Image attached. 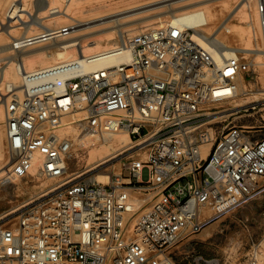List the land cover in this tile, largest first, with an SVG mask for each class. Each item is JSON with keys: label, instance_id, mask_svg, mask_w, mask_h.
Wrapping results in <instances>:
<instances>
[{"label": "built area", "instance_id": "2783aa9c", "mask_svg": "<svg viewBox=\"0 0 264 264\" xmlns=\"http://www.w3.org/2000/svg\"><path fill=\"white\" fill-rule=\"evenodd\" d=\"M50 1H33L30 16L58 13ZM23 8L12 4L13 22ZM257 14L264 53V0ZM78 24L25 34L13 51L66 38ZM195 32L173 19L69 61L29 71L16 62L20 83L0 89L5 178L58 184L2 217L18 214L0 225V264H173L174 250L210 222L264 195L263 131L219 121L258 64ZM121 132L133 151L106 185L68 177L86 137ZM261 257L255 245L235 264Z\"/></svg>", "mask_w": 264, "mask_h": 264}, {"label": "rangeland", "instance_id": "374dc122", "mask_svg": "<svg viewBox=\"0 0 264 264\" xmlns=\"http://www.w3.org/2000/svg\"><path fill=\"white\" fill-rule=\"evenodd\" d=\"M33 1L35 0H29L27 3L32 6ZM164 1L166 0H74L70 7L64 4L63 7L64 9L69 7L68 9H71L75 15L78 14V17L82 16L81 18L77 17V19H79V24H84V22L87 21L97 20L98 16H104V14L109 12L128 11L129 9L149 5L145 10H142L149 11L148 13L151 14L162 15L165 17L164 24L166 21L170 20L169 11L172 8V6L167 5ZM257 2L258 0H208L203 3L195 4L188 8V10H205L207 17L210 19V26L208 25L207 27L201 28L204 29L207 34L212 31H217L211 37L213 40L217 37V40L215 39L216 42L221 40L225 43L224 45L235 49H246L251 47L255 49V51L244 52L251 54L250 57L258 64L257 73L255 74L256 77L251 83L246 81L241 84L240 96L223 107L224 111L219 114V121L224 122V124L255 125L263 131L264 136V53H262L259 41L256 40L260 37L261 33L257 14ZM245 3L246 6L243 8L242 6ZM53 4L60 6V1L56 0ZM247 12L249 13V25L245 18H243V14ZM34 14L38 17L43 16L42 14H38V11H35ZM45 15L48 17L43 18V23H50V29L66 26L72 21V19H63L65 22L60 26H57L56 23L59 19H53L57 15H49V13ZM251 16L253 18L252 25H250ZM0 18V21H2V25H0V34H2V26L8 27L10 22H7V19L3 14L0 15ZM25 19L29 20L30 18L28 19V17H25ZM98 24L99 22H94L90 24V26H80L76 28L75 32L66 38H60L51 43L29 48L22 52H14L13 42L15 39L25 34L33 35L39 33L41 30L32 27L33 29L25 31L26 29L21 28V26L23 27L24 25H20L18 22L13 23V28L16 30L12 32V39L10 38L6 42L0 43V85L3 83V87L0 89L4 90V86L9 84L8 80L3 79L2 73L7 68L15 71L16 66L14 64L11 65V62L16 63L19 58L23 56L26 57L27 64L35 63L33 68L27 69L29 71L37 67H44L42 63L53 60L52 56L54 57L59 45L71 39L80 42V45H86L89 41H92L94 44L97 43L99 50H104L117 45L122 39H127L128 37L138 35L150 29L142 28L140 22L134 21L129 23V25H126V27L129 28V35H127L126 33H122L120 29H113V27H111L113 25L111 24ZM161 25L154 24L152 27ZM251 26L255 28L256 35H254ZM112 32H114V35H112ZM208 35L211 36L210 34ZM255 36L257 38H255ZM38 51H44L45 54L34 55ZM46 51L51 57L46 56ZM126 134L127 133L124 132L118 133L115 135V139H120L121 136H125ZM3 138L6 151L4 134ZM115 139L107 143H104L103 139H101L102 141L96 140L95 145H88L85 152H75L69 163L68 177H74L75 179H88L95 183H101L100 175H107L109 181L110 176L123 170L124 165L129 161L128 156L133 150L128 151L118 158L94 169V167L102 164L113 155H118L119 152L122 151L116 146ZM129 145L132 147L131 142ZM100 160L101 162H99ZM7 162L9 163V161ZM8 163L7 166L6 162L1 163L0 167V225H8L15 221L16 216L18 215L17 213L12 214L4 220L1 219L8 213L16 211V209L22 207L25 203L40 196L43 192L58 184V180L46 179L35 174L27 179H7L5 178L4 172L10 165V163ZM219 224V234L216 232L217 224L213 221L203 230L202 233L193 238L192 241L181 244L179 248L187 247L190 252L194 249V252H191L192 255H195L194 259L203 256L209 259L212 258L217 264H219V259H221L220 264H235L238 260L245 259L252 247L260 245L262 264H264V195L257 200L244 205L235 212L229 213L220 218ZM226 256H229L230 260L227 261ZM190 259L192 260L193 258L191 257Z\"/></svg>", "mask_w": 264, "mask_h": 264}, {"label": "bare ground", "instance_id": "6f19581e", "mask_svg": "<svg viewBox=\"0 0 264 264\" xmlns=\"http://www.w3.org/2000/svg\"><path fill=\"white\" fill-rule=\"evenodd\" d=\"M16 1H20V0H0V15L3 14L7 18V22L8 23L10 22V25L8 27L2 26V28H1L2 34H0V43L6 42L11 37H13L12 32L16 30L13 28L14 27L13 23H15V22H13V19L11 18L10 13H9L12 4ZM28 1L29 0H24V8H23V10H21V14L17 15L18 23H20V25H24L23 27H24V29H26L25 31H29L30 29H33L32 27H36L40 30L48 32L50 29V23H48V24L43 23V18L48 17L45 15V14H47V12L41 13L43 15L42 17L35 16V14L33 16H30L29 12L31 13L33 10H32V6L27 3ZM59 1H60V6L53 4V2H56V0L50 1L52 6L58 7V9H59L58 13L55 14L57 16L53 18V19H59L56 23L57 26H60L61 24H63L65 22L63 19H69V20L72 19V20L78 21L79 20V19H77L78 14L75 15V13L73 11H71V9L70 10L68 9L73 4L74 0H59ZM205 1H208V0H166V1H164V3H167V5H169V6H172L171 10L169 11L170 20L176 19V20H179L184 26L194 28L196 30L195 35L200 39H202V37H206L208 39V41L212 42L214 45H219V44L224 45L225 43L222 42L221 40L219 42L215 41V39L217 40V37L214 40H213V38H211L215 34V32H217V31H214V32L212 31V32L208 33L211 35V36H209L204 31V29L201 28V27H207L208 25L210 26V19L207 17V15H206L207 13L205 12V10L204 11L201 9L188 10V8H190L191 6H193L195 4L203 3ZM64 3H66L69 6L67 8L68 10L66 8L64 9V7H63ZM248 4H249V1H248ZM245 6H246V3L242 7L244 8ZM147 7H149V5L148 6L145 5V7L142 6L140 8L129 9L128 11L109 12V13L104 14V16L103 15L98 16L97 20H93V21H89V22L87 21V22H84V24L80 23L78 27L85 26V25L90 26V24H92L94 22H99L98 25L111 24V25H113V26H111V27H113V29H115V28L120 29L122 31V33H124V34L126 33L127 35H129V33H128L129 28H127L126 25L127 24L129 25V23H132L134 21L140 22L142 25L141 26L142 28H154V27H152L154 24H159V25L163 24L165 17H163L162 15L151 14V13H148L149 11H143L142 10V9L145 10V8H147ZM140 10H142L143 12ZM182 10H186V11H182ZM179 11H182V12H179ZM25 15H28L30 19L28 18L29 20H26ZM81 17H78V18H81ZM243 18H245L246 22L249 25V22H248L249 13L248 12L243 14ZM250 18H251L250 19V25H252L253 18H252V16ZM0 25H2V21H0ZM251 27H252V31H254L253 26H251ZM92 35H93V33H92ZM112 35H114V32H112ZM86 36H87V34H86ZM81 37H82V35H81ZM93 44H94V42L89 41L88 44H86V45H80V42L74 41V39H71L67 42H63L59 45L58 50L55 53L54 57L52 56L53 60H51L49 62L42 63V64L45 67V66L56 64L58 62L69 61L72 59H76L78 57H82V54L87 55V54H91V52L94 53L97 50L100 51L99 46H97V43L94 45ZM225 47L226 48H232V47H229L227 45H225ZM242 50L243 51H255V49L252 47L242 49ZM69 51H71V52H69ZM46 53H47V51H46ZM41 54H45V52L44 51H38L34 55H41ZM46 56L51 57V56H49L48 53ZM18 62L21 64L24 63L26 70L28 68H33L35 66V63L27 64L26 63V57H24V56L19 58ZM12 64H14L15 66L17 65V63L15 64V62H11V65ZM15 71L7 68L2 73L3 79L8 80V83L18 84L20 82V75L17 72V69ZM2 87H3V83L0 85V88H2ZM221 113H223V112H220L219 114H221ZM4 120H5V118H4L3 106L0 104V167H1V163L6 162V166L8 163L7 162L8 157L6 155L5 147H4V143H3L4 142L3 141L4 132L2 129L4 126ZM114 139H115V135L105 136L103 139L104 140L103 142L107 143V142L112 141ZM96 140L102 141L99 138H95V137H86L84 139L86 145L91 144L93 146L95 145ZM112 144H113V142H112ZM115 144L122 151H120L118 155H116V156L113 155L108 160H105V162H103L102 164L98 165L99 164L98 163L97 164L98 166L94 167V169L112 161L113 159L118 158L119 156L127 153L128 151H131V149L133 148L129 145L130 144V138L127 134L125 136H121L120 139H118V138L115 139ZM99 162H101V160ZM94 165H96V164H94ZM6 166H4V167H6ZM99 177L101 179L100 182L102 184L106 185L108 183V176L107 175H100Z\"/></svg>", "mask_w": 264, "mask_h": 264}, {"label": "crops", "instance_id": "0c3cea01", "mask_svg": "<svg viewBox=\"0 0 264 264\" xmlns=\"http://www.w3.org/2000/svg\"><path fill=\"white\" fill-rule=\"evenodd\" d=\"M249 204V203H248ZM258 204V203H257ZM243 207V206H242ZM241 207V208H242ZM240 209V208H239ZM225 216V215H224ZM224 216H222V217H224ZM222 217H219L218 219H216V220H214L215 221V223L217 224L216 225V229H217V234H219V226H220V224H219V219L220 218H222ZM213 222V221H212ZM212 222H210V223H212ZM209 223V224H210ZM208 224V225H209ZM207 225V226H208ZM206 226V227H207ZM205 227V228H206ZM204 228V229H205ZM187 247H184V248H179L178 247V249L175 251L174 250V252L172 253V257H173V264H203L202 263V260H204V259H208V260H210L209 258H205V257H203V256H199L197 259L195 258L194 259V256L195 255H192L191 254V252H194V249L190 252V250H189V248H187ZM193 258L192 260L190 259V258ZM212 259V258H211ZM196 260L198 261V262H196ZM226 260L228 261V260H230L229 259V256H226ZM192 261V262H191ZM217 261H218V259H217ZM220 262H221V259H219V264H220Z\"/></svg>", "mask_w": 264, "mask_h": 264}, {"label": "flooded vegetation", "instance_id": "af4514ba", "mask_svg": "<svg viewBox=\"0 0 264 264\" xmlns=\"http://www.w3.org/2000/svg\"><path fill=\"white\" fill-rule=\"evenodd\" d=\"M196 262H198V261L196 260ZM202 263L203 264H217V262L213 261V259H210V260L204 259V260H202Z\"/></svg>", "mask_w": 264, "mask_h": 264}]
</instances>
